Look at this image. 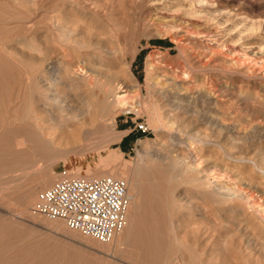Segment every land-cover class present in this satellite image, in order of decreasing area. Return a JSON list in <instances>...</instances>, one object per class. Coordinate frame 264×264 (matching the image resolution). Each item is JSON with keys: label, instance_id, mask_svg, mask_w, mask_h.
<instances>
[{"label": "rangeland", "instance_id": "rangeland-1", "mask_svg": "<svg viewBox=\"0 0 264 264\" xmlns=\"http://www.w3.org/2000/svg\"><path fill=\"white\" fill-rule=\"evenodd\" d=\"M257 52L264 53V0H0V264H264V60L253 67ZM47 61L77 65L73 91H125L135 111H117L108 130L72 152L44 156L16 130L36 131ZM79 61L86 66L79 74L94 67V78L75 74ZM171 82L193 97L194 122L163 108L159 87ZM179 141L199 147V169ZM77 170L133 177L127 225L109 244L36 211L37 194ZM216 180L245 186L248 199L231 195L222 204L209 189Z\"/></svg>", "mask_w": 264, "mask_h": 264}, {"label": "bare ground", "instance_id": "bare-ground-1", "mask_svg": "<svg viewBox=\"0 0 264 264\" xmlns=\"http://www.w3.org/2000/svg\"><path fill=\"white\" fill-rule=\"evenodd\" d=\"M215 17V16H214ZM221 17V16H220ZM218 18V17H217ZM219 20V19H218ZM56 21V20H55ZM220 22V21H219ZM216 23L218 24V21H216ZM215 24V23H214ZM61 27V26H60ZM59 27V28H60ZM63 27V26H62ZM61 27V28H62ZM215 27V25H214ZM218 27V26H216ZM218 30V29H217ZM214 32H217L216 30ZM219 33V31H218ZM216 33V34H218ZM222 33V32H221ZM208 48V47H207ZM253 57H252V65L253 67H256L259 63L261 64V62L264 60V53L262 52H257V53H253ZM48 62V61H47ZM56 62V61H55ZM264 62V61H263ZM69 63V66L70 64L72 63L71 61L70 62H67ZM66 63V65H67ZM83 62H81L82 64ZM46 64V63H45ZM43 65V67H41L39 69L40 71V77H44V81L40 80L42 78H40L39 80L42 82L40 83V85H43V87L45 88L44 89V93L42 95L39 96L38 98V101H37V108H38V114H43V116H38L37 115H33L32 119L37 122V125L35 126V129L36 131H33V130H29L27 126H23L22 129H18L16 130V135L18 136L21 135L22 137H28L30 136L33 140H35L38 144V149L43 151L44 152V156H47L45 153H47L48 155L49 154H52V152L54 154H65V153H68V152H72L75 148L73 146L74 143L76 142H79L81 140H85L89 137H91L92 135L94 134H97L98 132H101V131H104V130H108V127H109V124L110 122L109 121H112L114 119V114L117 112V111H123V112H130V111H135L134 108H132L128 102H127V93L125 91H123V93H114L112 96L108 95L107 92L105 94H103L102 96H95L94 94L92 93H86V94H83V93H78L76 91H73L72 90V83L70 80V74L71 73H74V67L72 68V66H75L73 63L71 65V68L68 67L66 69H64V67L62 66V68L60 67V65H56L58 64L56 62V64L53 62H48L46 65ZM84 65V64H83ZM262 65V64H261ZM65 66V65H64ZM80 61H79V69L82 70V68H80ZM85 66V65H84ZM82 66V67H84ZM77 67V65H76ZM75 67V68H76ZM87 70H85L84 72L88 73L86 76H84L82 73H83V70L86 68H83L82 71L78 70V68L76 70H78V73H75L76 75L79 76V78L81 80H85L87 78H94V75L97 73V70L94 69V67L92 68H89V66H87ZM74 70V71H73ZM37 72V71H36ZM77 72V71H76ZM80 72H82L81 74H79ZM38 73V72H37ZM84 73V74H86ZM39 77V76H37ZM108 78V76H106V79ZM38 79V78H37ZM39 81V82H40ZM44 82V84H43ZM109 83V81L107 82ZM67 88H65L66 91H63V92H60V93H57L55 91V86L56 85H63ZM75 85H73L74 87ZM160 93H161V98H162V101L164 103L163 105V108L165 107V109L169 112H166L168 114H170V117L173 113H175L173 116H176V113H180L182 112L183 116L184 115H190L191 116H188L186 117V119H188V121L190 122L189 120V117H194L193 113H196L197 111L194 110L192 108V96H188L186 94H181L180 91L183 90V88L181 86H179L178 84L174 83V82H171L170 84H161L160 85ZM74 89V88H73ZM208 94V93H207ZM206 95V94H205ZM240 95V94H239ZM207 96V95H206ZM162 108V107H160ZM164 110V109H163ZM137 111V110H136ZM171 112V113H170ZM163 113V111H162ZM186 113V114H185ZM166 115L169 117V115ZM172 116V117H173ZM180 117L181 119L183 118ZM179 116H177V118H174V119H179L178 118ZM208 117V116H207ZM163 118H165V115L163 116ZM205 118V116H204ZM185 118H183L184 120ZM191 119V118H190ZM195 119V117H194ZM194 119L190 122H194ZM180 120V119H179ZM178 121V120H177ZM181 121V120H180ZM186 121V120H184ZM186 122L189 124V122ZM215 121V120H213ZM218 121V120H217ZM216 121V122H217ZM214 123V122H213ZM216 125V124H215ZM219 125H217L218 127ZM165 127V125H164ZM167 127V126H166ZM221 127V126H220ZM219 128V127H218ZM26 129L28 131H26ZM172 131V129H170ZM171 133V132H170ZM173 133V131H172ZM124 133L122 132L121 134L117 135L116 136V140H118L120 138L121 135H123ZM174 135V134H173ZM105 136V134L103 135ZM169 136V135H168ZM191 138H193V136H191ZM170 139V138H169ZM175 139V138H174ZM173 139V140H174ZM190 139V138H189ZM198 139V137H197ZM204 139V137H203ZM171 140V142L173 141ZM192 140V139H191ZM190 140V141H191ZM193 140H195L193 138ZM169 141V140H168ZM183 141V140H182ZM189 141V140H188ZM200 141V140H199ZM207 141V140H205ZM174 142V141H173ZM181 142V141H179ZM197 142V141H196ZM208 142V141H207ZM53 143H56L55 145H60V147H56L55 148V145ZM169 143V142H168ZM174 143H177L176 141ZM173 143V144H174ZM194 143V142H193ZM198 143V142H197ZM52 144L54 145V147L52 146ZM180 144H184V143H180ZM178 145V147L180 146L178 143L176 144V146ZM186 147H188V156H186V158L190 159L193 157L194 161H198L197 159H199V156L196 155V151L199 150V147L197 148L198 150H195V147L193 146L192 147V142H188L186 144H184ZM183 145V146H184ZM194 145V144H193ZM171 146V144H170ZM173 148H174V145H172ZM175 146V147H176ZM182 146V145H181ZM180 146V147H181ZM200 146V145H199ZM179 147V148H180ZM182 148V147H181ZM178 149V148H177ZM184 151V148H182ZM181 150V149H180ZM186 150V149H185ZM37 151V150H36ZM40 152V151H39ZM40 153V154H43ZM199 153V152H198ZM201 153V152H200ZM199 153V155H200ZM182 154V153H180ZM179 154L180 158L179 160L181 161V159H183L184 157L182 156L181 158V155ZM184 154V153H183ZM182 154V155H183ZM184 154V155H186ZM203 155V154H202ZM198 158H197V157ZM176 158V164H177V157ZM175 158H174V161H175ZM186 158H184L186 160ZM201 158V157H200ZM178 160V161H179ZM202 160V159H201ZM180 161H179V164H180ZM195 161V163H196ZM200 161V160H199ZM199 161H198V164H199ZM185 162V161H184ZM203 160L201 161L200 164H202ZM175 163V162H174ZM190 163V162H189ZM194 163V164H195ZM183 164V161L182 163L180 164V166ZM187 164V163H186ZM185 164V165H186ZM192 164V163H191ZM192 164V165H194ZM39 165V164H38ZM184 165V164H183ZM182 165V166H183ZM190 165V164H189ZM188 165V166H189ZM196 167L195 168H198L197 167V163L195 164ZM40 166V165H39ZM178 166V165H177ZM201 166V165H200ZM185 166H183L184 168ZM190 167V166H189ZM207 171L208 172V164H207ZM181 168V167H180ZM179 168V170H180ZM182 171H186V169H184ZM194 168V170H195ZM210 168V166H209ZM38 169V167H37ZM193 167L191 168V171H194L192 170ZM201 169V168H200ZM204 169V168H203ZM202 169V170H203ZM39 170V169H38ZM189 170V169H188ZM211 170V169H210ZM209 170V171H210ZM180 171V172H182ZM190 171V170H189ZM200 171V170H199ZM239 171V170H238ZM243 171V170H242ZM240 171V173L242 172ZM85 175L84 177H87V178H99L101 177V173H89L88 171H84ZM138 171L136 170V173ZM207 172H204V180L207 179V177L209 176ZM212 172V170H211ZM194 173V172H193ZM248 173V172H246ZM81 172L77 170V172L75 174H73V176L75 177H78V176H82L80 175ZM132 174V173H131ZM139 174V173H138ZM197 175V169L195 171V173ZM200 174H202L200 172ZM205 174H207V177L205 178ZM218 174V173H217ZM243 174V172H242ZM195 175V176H196ZM212 175V174H211ZM244 175V174H243ZM247 175V174H246ZM246 175L244 176V179L246 178ZM249 175V173H248ZM128 176V175H127ZM127 176H124V180H126V182L128 183V188H127V197L130 198L129 200V208H128V212L130 213L131 209H132V205L134 203V199L131 197L133 196V194H136L133 193L131 191V195H130V191H129V186L130 184L132 185V180H133V177L132 175L128 178ZM219 176V175H218ZM216 176V177H218ZM255 176V175H254ZM253 176V177H254ZM125 177H127L125 179ZM132 177V178H131ZM180 178L182 177L181 175L179 176ZM199 177V178H198ZM198 177H195L194 179L198 182V185H196V190H198L197 188H203V185H202V182L201 181L202 179L201 176H198ZM215 177V178H216ZM238 177V176H237ZM236 177V179H237ZM248 177V176H247ZM115 178V177H114ZM179 179V182L180 180L182 179ZM172 176H171V178ZM217 179V178H216ZM255 179V178H254ZM170 180V181H172ZM219 180V177L218 179ZM214 182V187L213 185L211 186V188H209L210 190H212L211 192H213L214 194L217 195V197L222 201V204H224L225 202L223 201H226L227 199H229L231 197V195L235 196V197H238L239 200L241 199H248V197L246 196L245 194V186L243 188H237L236 186L232 187L231 185L227 184L226 181L225 183H222L220 181H217ZM221 180H222V177H221ZM231 180V179H230ZM239 180V179H238ZM248 180V178H247ZM183 181V180H182ZM190 181V180H189ZM240 182L242 180H239ZM228 182V181H227ZM244 182V181H243ZM242 185V183H241ZM240 185V187H241ZM133 186V185H132ZM206 186V185H205ZM208 186V185H207ZM209 187V186H208ZM213 187V188H212ZM133 188V187H132ZM200 189V191H201ZM205 189V188H204ZM133 190V189H132ZM134 191L135 190V186H134ZM129 192V194H128ZM198 192V191H196ZM252 192V190H251ZM250 192V193H251ZM133 193V194H132ZM200 193V192H198ZM203 193V191L201 192V194ZM210 192H208L206 189H205V193L204 194H209ZM212 193V194H213ZM176 195H179L180 194H176ZM249 195V192L248 194ZM136 196V195H135ZM193 196V195H192ZM207 195H203V197ZM251 196V195H249ZM134 197V196H133ZM175 197V196H174ZM181 197V196H180ZM197 197V196H196ZM195 197V198H196ZM202 197V196H201ZM205 197V198H206ZM210 196L208 195V198ZM212 197H215L214 195ZM229 197V198H227ZM135 198V197H134ZM173 198V197H172ZM179 198V197H177ZM188 198H189V195L186 196V201H188ZM237 198V199H238ZM136 199V198H135ZM174 199V198H173ZM182 199V198H181ZM191 199V198H190ZM210 199V198H209ZM217 198H214V200H216ZM231 199V198H230ZM229 199V200H230ZM234 199V198H233ZM236 199V200H237ZM133 200V202H131ZM175 200V199H174ZM211 200V199H210ZM232 200V199H231ZM235 200V201H236ZM252 200V199H251ZM212 201V200H211ZM219 201V200H218ZM221 201L217 202V204L221 203ZM238 201V200H237ZM228 202V200H227ZM232 203L234 201H231ZM215 203V201L213 202ZM230 203V201H229ZM231 203V204H232ZM237 203V202H236ZM242 203V202H240ZM246 206L249 204L248 200L246 202ZM254 202L252 201V204ZM216 204V205H217ZM203 207L205 206L204 204H202ZM250 205V204H249ZM248 205V206H249ZM244 205V207H246ZM252 206V205H250ZM232 207V206H231ZM235 207H239V206H235ZM207 208V207H206ZM208 209V208H207ZM206 209V211H207ZM251 209V207H250ZM254 209V208H253ZM252 209L253 213H254V210ZM264 209V208H263ZM222 210V209H221ZM230 210V209H229ZM233 210V209H231ZM258 210V209H257ZM205 211V210H204ZM205 211V212H206ZM210 210H208L207 212H209ZM256 211V210H255ZM264 211V210H263ZM260 213V212H258ZM128 214V213H127ZM205 214V213H204ZM258 215V214H257ZM259 218L261 217V219L264 221V214L262 215L260 213V216H258ZM54 220V219H53ZM127 225V221L125 222ZM55 225V227H57L58 225L55 223L53 224ZM122 231V230H121ZM120 231V232H121ZM124 231H127V227H125V230ZM120 232L118 234H120ZM115 235L113 237V239L111 241H114V239H116V237L118 236ZM110 242V241H109ZM109 244V243H107ZM99 245V244H98ZM101 245V244H100Z\"/></svg>", "mask_w": 264, "mask_h": 264}, {"label": "built area", "instance_id": "built-area-1", "mask_svg": "<svg viewBox=\"0 0 264 264\" xmlns=\"http://www.w3.org/2000/svg\"><path fill=\"white\" fill-rule=\"evenodd\" d=\"M138 129L144 130L143 125ZM128 201L122 179L62 176L37 194L36 211L61 220L70 231L108 243L125 226Z\"/></svg>", "mask_w": 264, "mask_h": 264}]
</instances>
